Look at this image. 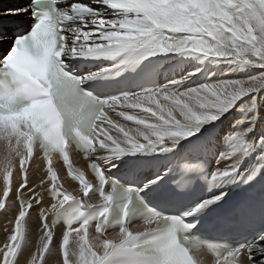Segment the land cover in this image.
Wrapping results in <instances>:
<instances>
[{"label":"snow or ice","instance_id":"obj_1","mask_svg":"<svg viewBox=\"0 0 264 264\" xmlns=\"http://www.w3.org/2000/svg\"><path fill=\"white\" fill-rule=\"evenodd\" d=\"M0 145V213H16L0 264H264V228L235 243L202 230L264 214V0L0 2ZM200 183L192 202H155Z\"/></svg>","mask_w":264,"mask_h":264},{"label":"bare ground","instance_id":"obj_2","mask_svg":"<svg viewBox=\"0 0 264 264\" xmlns=\"http://www.w3.org/2000/svg\"><path fill=\"white\" fill-rule=\"evenodd\" d=\"M4 1H10V0H4ZM2 150H3V146L0 145V158H2ZM36 164H38L40 166L41 169V164L39 162H36ZM29 166L32 167V162H29ZM17 172L16 170H14L13 173V187H15V176H16ZM29 180L30 181H35L36 177L33 174L32 171L29 172ZM3 191V175L2 173H0V193H2ZM18 203H17V209H18ZM15 212L12 213H8V214H4V213H0V244H3L4 240L7 237V233L4 231V227H5V222L9 219H13L15 216ZM33 215V220L30 221V226H31V239H32V244H33V248L32 251L35 250V244L38 242L39 240V236H40V228H39V221L35 218L37 213L35 211H33L32 213ZM9 227H11L12 225H8ZM57 232V234H59L60 230H55ZM54 244L58 247V239L54 237ZM58 258V257H57ZM205 260V264H212V259L206 258L204 257ZM27 259H30V256L28 255V253H25V258L21 261V264H26Z\"/></svg>","mask_w":264,"mask_h":264}]
</instances>
